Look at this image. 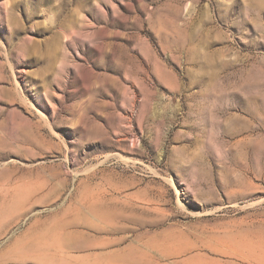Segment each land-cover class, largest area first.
<instances>
[{
    "label": "rangeland",
    "instance_id": "374dc122",
    "mask_svg": "<svg viewBox=\"0 0 264 264\" xmlns=\"http://www.w3.org/2000/svg\"><path fill=\"white\" fill-rule=\"evenodd\" d=\"M0 264H264V0H0Z\"/></svg>",
    "mask_w": 264,
    "mask_h": 264
}]
</instances>
